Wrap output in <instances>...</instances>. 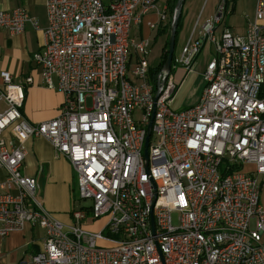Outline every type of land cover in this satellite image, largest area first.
<instances>
[{
  "label": "built area",
  "instance_id": "1",
  "mask_svg": "<svg viewBox=\"0 0 264 264\" xmlns=\"http://www.w3.org/2000/svg\"><path fill=\"white\" fill-rule=\"evenodd\" d=\"M157 1L46 2L45 44L33 62L41 84L63 95L51 120L26 121L32 79L0 73V135L18 140H0V242L25 224L45 233L26 264H264V0L243 34L224 24L228 0H219L210 19L195 22L170 72L150 67L152 39L131 36L151 13L150 30L163 25ZM26 23L36 26L21 8L0 11L9 34ZM207 45L198 102L174 108ZM30 138L48 140L76 173L81 204L67 225L21 173ZM99 220L98 230L87 229Z\"/></svg>",
  "mask_w": 264,
  "mask_h": 264
},
{
  "label": "crops",
  "instance_id": "2",
  "mask_svg": "<svg viewBox=\"0 0 264 264\" xmlns=\"http://www.w3.org/2000/svg\"><path fill=\"white\" fill-rule=\"evenodd\" d=\"M47 1L48 0H0V11L9 12L14 9L21 8L25 10L28 16L36 22V26H33L31 23H26L24 32L20 35L9 34L5 30L0 29V73L8 72L12 76V80L14 82H23V80L27 77L32 79L31 85L24 86L25 98L21 109L23 117L31 124H37L55 118L58 115L59 108L63 101V95L61 93H58L55 90H50L41 84L40 70L33 62V55L38 53L45 44L44 31L48 25L46 12ZM162 1L164 2L165 0H161V2ZM231 1H233L232 3L234 4L237 3V0ZM255 4L256 0H253V12L246 16V19L240 27L236 28L230 25L227 26L233 33H244L247 19L253 18ZM158 10H160V7ZM201 16L202 10L199 16L194 20L193 26L186 36L183 46L190 36L195 22L197 20L202 22ZM212 16L207 19H210ZM155 21L156 15L154 13L143 17L140 24L133 26L131 36L135 39L150 38L152 39V42H155L159 35H164L165 44L166 34L163 31H161V34L158 31H152L148 27L149 23ZM182 24L183 22H181L180 19L178 29ZM164 27L165 25H162V28L159 27V29L164 30ZM164 44L161 48L158 63L156 65L149 64L151 68H156L159 64ZM208 53V51L207 54L205 53L206 58L201 62L202 73L205 69L206 63L209 61ZM197 66L198 64L196 65V68ZM194 72L195 71L187 74L184 78L182 71H179L176 74V80L180 81L183 78L180 85L181 88L186 79L195 74ZM202 73L200 74L201 76ZM190 79L191 78H189V80ZM192 83L193 82H191L190 85H192ZM181 88H179L174 98V108ZM199 94L200 95L197 94V96L195 95L193 97L189 106L198 102L201 93ZM182 101L183 100L179 101L176 105V109L184 107ZM1 139L7 143H12L13 145L18 144V140L9 131L3 132L0 135V140ZM23 146L25 149V158L21 169L22 175L36 179L38 184V195L42 206L62 224H69L70 210L73 203H75V171L66 159L56 156L54 148L45 138L27 139L23 142ZM4 177L5 172L1 170L0 181H3ZM104 222L105 220H102L101 225H99L96 229L90 230H98ZM44 237L45 233L41 228L25 224L21 230L12 232L0 242V264H26L31 255L39 251Z\"/></svg>",
  "mask_w": 264,
  "mask_h": 264
},
{
  "label": "rangeland",
  "instance_id": "3",
  "mask_svg": "<svg viewBox=\"0 0 264 264\" xmlns=\"http://www.w3.org/2000/svg\"><path fill=\"white\" fill-rule=\"evenodd\" d=\"M218 1L219 0H185L184 1V4L182 6V18H181V22H183V24L179 28V32L176 37L173 57H177L179 55L181 48L183 46V43L185 42V38L188 35L191 27L193 26L194 20L199 16L201 10H202L201 21L203 22L204 20L212 16V13L214 9L216 8V4ZM232 2L233 1L228 0L227 15H226L224 24L226 26L230 25L232 27L237 28L241 26V24L246 19V16L253 12V9H252L253 0H237L236 4ZM174 4H175V0H165L164 2L163 1L161 2V0L157 1V4H156L157 9H159L160 7V10L166 13V19H165V22L163 23V25H165L164 30L158 29V32H160V34L162 33L161 31H163L166 34V41L164 44V35H159L156 38L155 42L151 43L150 51L146 57L150 65H156L158 63L160 53H161V48L163 44H164L163 50H166L167 52L169 36H170V29H171V25L173 21V16L175 14ZM160 28H162V26H160ZM207 51L209 52L208 59H210L211 57L210 47L207 45L200 55V58L197 63L198 64L197 68L194 69L195 74L192 75L191 77H188L185 83L182 85V88L180 87L181 91L178 94L176 105L179 103V101L183 100L182 103L184 107H182V109L190 107L189 103L192 102L193 97L195 95L197 96V94L200 95L199 93H202V90L204 87V80L201 78L202 76L200 75L202 73V70H201L202 63L201 62L205 60L206 58L205 53L207 54ZM189 78L191 79L189 80ZM191 82H193L192 85H190ZM176 105H175V108H177ZM259 184H261V203L264 205V177L259 180ZM74 196H75L76 207H77L81 203L78 200L76 186L74 188ZM172 221L174 224H176L177 214L172 215ZM101 222L102 220H99L98 222H95V223H91L87 221L88 224H91V226L87 227V229H96L99 225H101Z\"/></svg>",
  "mask_w": 264,
  "mask_h": 264
},
{
  "label": "water",
  "instance_id": "4",
  "mask_svg": "<svg viewBox=\"0 0 264 264\" xmlns=\"http://www.w3.org/2000/svg\"><path fill=\"white\" fill-rule=\"evenodd\" d=\"M184 0H177L176 6H175V16L172 21L171 29H170V36H169V43H168V49H167V56L165 63L163 65V68L167 71L170 72V66L172 63L173 59V53H174V46H175V36H176V29L178 25V19L181 15L182 12V6H183ZM150 129H151V123L149 124L147 128V136H146V142H145V151H144V156L147 158V145H148V139L150 135Z\"/></svg>",
  "mask_w": 264,
  "mask_h": 264
},
{
  "label": "trees",
  "instance_id": "5",
  "mask_svg": "<svg viewBox=\"0 0 264 264\" xmlns=\"http://www.w3.org/2000/svg\"><path fill=\"white\" fill-rule=\"evenodd\" d=\"M176 1L177 0H175V4H176ZM175 4H174V6H175ZM180 19H181V15H180V17H179V19H178V25H177V29H176V36H175V41H176V37H177V34H178V27H179V25H180ZM166 56H167V52H166V50H163V52H162V55H161V59H160V62H159V64L157 65V67L156 68H154L155 70L156 69H161L162 67H163V65H164V63H165V60H166ZM154 71H153V69H152V73H153Z\"/></svg>",
  "mask_w": 264,
  "mask_h": 264
}]
</instances>
